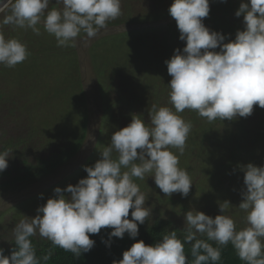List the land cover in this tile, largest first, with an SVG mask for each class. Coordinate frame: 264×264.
Returning <instances> with one entry per match:
<instances>
[{
    "label": "clouds",
    "instance_id": "9594fccd",
    "mask_svg": "<svg viewBox=\"0 0 264 264\" xmlns=\"http://www.w3.org/2000/svg\"><path fill=\"white\" fill-rule=\"evenodd\" d=\"M49 4L50 0H0V64L14 68L29 55L25 43L5 37L4 26L30 29L39 36L37 25L43 23L57 46L68 48L76 47L78 38L97 37L108 21L122 14L121 0H56L59 7L52 8ZM209 11V0H172L168 12L185 46L165 61L171 107L152 104L150 124L133 116L115 131L101 158L84 167L85 178L63 190L56 187L54 197L37 208V215L23 216L14 225L15 247L9 256L0 248V264H47L52 252L38 258L31 239L36 236L75 256L91 250L95 242L89 234L102 228L112 229L110 237L123 238L125 233L137 237L138 224L150 218L152 209L145 207L147 196L133 177L151 176L167 196L186 197L192 186L187 169L179 166V156L171 151L183 155L192 129L179 114L192 110L212 122L247 117L254 105L264 108V0L240 3L235 16L243 15L244 29L227 43L225 35L203 24ZM10 153L0 151V172L8 167ZM240 168L244 189L238 208L246 213V226L237 229L234 219L224 214L231 207L228 201L219 204L221 214L214 218L195 209L187 211L183 241L191 242V264H216L221 247L228 244L245 264H264V166L248 163ZM113 264H186L185 246L173 230L155 245L134 242Z\"/></svg>",
    "mask_w": 264,
    "mask_h": 264
},
{
    "label": "rangeland",
    "instance_id": "374dc122",
    "mask_svg": "<svg viewBox=\"0 0 264 264\" xmlns=\"http://www.w3.org/2000/svg\"><path fill=\"white\" fill-rule=\"evenodd\" d=\"M241 2L247 3L248 0H209L210 11L202 22L210 31L225 35V43L234 40L236 32L244 29L243 15L235 16ZM171 3L172 0H121L122 14L115 20L108 21L107 27L148 22L149 20L141 18L152 15H155V20L150 21L169 18L168 9ZM49 7L59 6L56 5V0H50ZM37 27L41 32L39 36L30 29L12 26L3 28L6 38L19 39L27 45L29 52L27 59L14 68L0 64V151L5 148L11 152L8 166L12 160L11 165L14 168L22 167L21 161L18 165L21 154L26 153L32 160L39 158L46 161L62 146L69 148L67 143L72 142L68 139L69 136L77 138L80 135V126L85 122L81 148L89 128V105L81 82L76 47H58L55 37L48 34L42 24ZM123 34V41L117 42V47L111 51V55L116 57L110 60L113 64H109L102 56L99 57V54L104 52L108 42L117 35L98 40L90 45L87 51L101 104L98 135L88 158L64 180L0 215V246L3 249L8 248L14 240V225L23 216L37 215V208L45 204L47 199L54 197L56 187L63 190L68 185L75 186L81 178L87 176L84 167L93 166L101 158L100 152L110 144L111 135L115 131L127 126L133 116L150 124L149 109L152 104L171 107L167 86L171 77L165 61L171 58L175 49L182 50L185 46V42L179 39L180 33L175 20ZM147 39L152 41V48H156V68L152 70H148V61L142 56ZM215 51H219V48ZM133 55L140 59L133 60ZM93 62L101 67V70L95 68ZM125 63L131 65L126 72L123 69L126 85L122 81L123 74L117 68L119 65L123 67ZM147 70L148 75H143ZM98 72L104 73L102 77L97 76ZM132 83H141L144 93L136 95ZM105 99L114 102V106L109 109L120 115L117 123L115 115L106 111ZM73 102L77 103L76 109L71 107ZM67 111L70 113L67 114ZM179 115L192 124L188 137L190 138L196 129V137L204 141V149L201 145L189 144L187 140L183 155H179L176 149H171L179 156V166L187 169L192 180L186 197L180 193L167 196L155 185L151 176L145 180L133 177V181L147 196L145 207L151 206L149 221L163 218L178 230H183L184 214L187 211L195 209L214 218L221 214L219 204L228 201L231 207L224 214L234 219L237 229L245 227L246 213L238 208L242 200L241 191L244 189V173L240 166L248 163L257 167L264 166V108L254 105L252 114L247 117L223 121L217 119L212 122L192 110L186 109ZM63 119L65 121L62 126L59 121ZM72 121L75 122L73 126L76 128L71 129L69 127L72 126L67 125ZM113 123H116L118 129L107 130L108 125ZM238 123L243 124V131L238 130ZM53 125L56 129H49ZM57 130L69 136L64 138ZM104 137L106 141L101 142ZM5 142L10 147H6ZM116 156L114 152L113 159ZM22 176L21 171H12L9 177L0 179V190L23 183L12 182V179ZM63 194L69 195L66 192Z\"/></svg>",
    "mask_w": 264,
    "mask_h": 264
},
{
    "label": "trees",
    "instance_id": "16d2710c",
    "mask_svg": "<svg viewBox=\"0 0 264 264\" xmlns=\"http://www.w3.org/2000/svg\"><path fill=\"white\" fill-rule=\"evenodd\" d=\"M141 20H149V21L155 20V15L149 17H143L141 18ZM123 38H124V34L113 37L108 42L107 44L108 47L104 50V52L99 54V57L102 56L104 60L107 61L109 64H113V62H111L110 60H113L116 57L111 55V51L117 47L118 44L117 42L123 41ZM151 45H152V41L147 39L146 46L144 47V52L142 53L143 58H146V60L148 61V65H147L148 70H152L153 68H156V48H152ZM46 49L48 51H51L48 48ZM132 59L136 60V59H140V57L137 58L133 55ZM93 64L95 65V68L101 70V67L96 65L94 62ZM127 64L129 63H125L123 67L121 65L117 67L120 73L123 74L124 76L122 81L125 85H126V78H125L126 74L124 72H126V69L129 70L131 67L130 64L129 65ZM147 67L144 68L147 69ZM148 70L145 73H143V75H148ZM102 74L104 73L98 72L97 76L102 77ZM132 85H133V91H135L136 95L144 93V91L141 89L142 88L141 83L140 84L132 83ZM103 93L104 92L102 91V96ZM76 106H77L76 102L71 103V107H73L74 109H76ZM112 106H114V102L105 99L106 111H111L113 115H115L114 119L117 123V121H119L120 115L117 114L116 111L109 109ZM69 113L70 111H67V114ZM62 118H64V116ZM64 121L65 119L59 121L60 125L63 126ZM116 123L108 125L107 130H113L114 128L118 129L115 126ZM67 125L72 126L69 127L71 129L76 128L75 126H73L75 125L74 121H72L70 124ZM117 125H119V129H120V122H118ZM237 127L239 131H243L242 129L243 124L238 123ZM49 129H56V127L55 125H53L52 127H49ZM57 132L63 134L59 130H57ZM79 134L80 135L75 139L69 135L63 134L64 138L69 136L68 139L72 140V142L67 143L69 148H67L66 146H62V148L58 150L53 157H49V159L46 161L43 159H35V163H33L32 159L30 157H27V154L25 153V155L21 154L20 158L18 159V165L19 162L21 161L22 167L14 168L13 165H11L12 160L10 161L9 159L10 161L9 166L3 172H0V179L9 177L12 171H21V174L23 176L12 179V182L21 183V182L31 181L38 179L48 174L50 171L55 170L56 168L64 165L78 152V149L81 146V143L85 135V122L81 124ZM100 141L101 142L106 141V137H104ZM187 142L191 145L192 144L201 145L202 148L204 149L203 147L204 141L196 137V129L192 133L191 137L187 138ZM4 144L6 147L9 146L7 142H5ZM4 150L5 148L2 149V151ZM128 218L131 219V209L129 211ZM173 230L177 231L178 238H181L182 243H184L186 264H191L192 259H194L190 251L191 242H184L183 230H178L173 226V224L170 221L163 218L155 219L152 222H150L149 219H146L144 224H138V236L135 238H130L127 233L124 234L123 238L110 237L109 233L112 231V229L102 228L98 234H89V238L95 242L94 246L91 248L90 251H88L87 253H81L79 256H75L71 252L64 251L62 248L53 247L51 242L45 239H41V238L36 239L35 237H32L31 239L34 247L36 248V254L38 258L42 257L49 250H51L52 252L51 257L47 261V264H113V261H119L122 259V253L128 250L134 242L138 240H143L146 245H155L156 243L162 240L164 234ZM201 238H205V237H201ZM210 243H212L214 247L217 246L215 245V242L210 241ZM14 247L15 244L13 241L10 242L9 247L6 249H3L0 246V248L4 250L5 256H9ZM216 264H245V262L240 260L233 246L231 244H228L225 247H221V259L220 261L216 262Z\"/></svg>",
    "mask_w": 264,
    "mask_h": 264
},
{
    "label": "water",
    "instance_id": "95a60500",
    "mask_svg": "<svg viewBox=\"0 0 264 264\" xmlns=\"http://www.w3.org/2000/svg\"><path fill=\"white\" fill-rule=\"evenodd\" d=\"M173 20L174 18L170 16L169 18L158 21L126 23L114 27H106V29L102 30L97 37L90 40L86 38H78L76 52L81 82L89 105V128L87 136L76 155L64 165L38 179L26 181L6 189H1L0 215L17 204L64 180L75 172L88 158L89 153L97 139L101 118V104L93 68L87 53L90 45L105 37L164 25ZM40 24L43 25V23Z\"/></svg>",
    "mask_w": 264,
    "mask_h": 264
},
{
    "label": "bare ground",
    "instance_id": "6f19581e",
    "mask_svg": "<svg viewBox=\"0 0 264 264\" xmlns=\"http://www.w3.org/2000/svg\"><path fill=\"white\" fill-rule=\"evenodd\" d=\"M39 196V195H38ZM39 204V203H38Z\"/></svg>",
    "mask_w": 264,
    "mask_h": 264
}]
</instances>
